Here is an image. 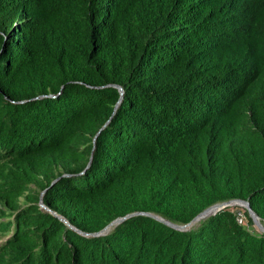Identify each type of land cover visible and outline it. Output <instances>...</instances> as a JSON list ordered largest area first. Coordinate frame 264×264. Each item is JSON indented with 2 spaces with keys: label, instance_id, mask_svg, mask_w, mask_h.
<instances>
[{
  "label": "trees",
  "instance_id": "obj_1",
  "mask_svg": "<svg viewBox=\"0 0 264 264\" xmlns=\"http://www.w3.org/2000/svg\"><path fill=\"white\" fill-rule=\"evenodd\" d=\"M45 189L89 233L264 223V0H0V264H264L240 206L85 236Z\"/></svg>",
  "mask_w": 264,
  "mask_h": 264
},
{
  "label": "water",
  "instance_id": "obj_2",
  "mask_svg": "<svg viewBox=\"0 0 264 264\" xmlns=\"http://www.w3.org/2000/svg\"><path fill=\"white\" fill-rule=\"evenodd\" d=\"M112 86H116L120 89L121 91V95L123 96L124 94V90L122 88V86L117 85V84H111ZM122 96L120 98V100L118 101V103L115 106V110L113 112V115L115 114V112L117 111L121 100H122ZM110 120H108V122L101 128L104 129L106 127V125L109 123ZM101 130L97 133L96 137L99 135V133L101 132ZM95 137V139H96ZM91 164V160L88 164V167ZM67 175V174H66ZM58 180V178H56L52 184H54L56 181ZM47 191V189H45L41 196H40V201H39V205L42 209H44L45 211H49L52 214H54L55 216L59 217L62 221H64L69 227L75 229L76 231H78L79 233L85 235V236H99V235H105L108 234L110 231H112L117 225H119L120 223L124 222L125 220L136 216V215H147V216H151L155 219H158L159 221L175 228L178 230H182V231H187L192 229V227L198 225L201 221L207 219L208 217L215 215L217 212H219L220 210L226 208V207H233V206H242L244 207L248 212L249 215L251 216V218L253 219V222L255 224V226L257 227V229L264 233V223L261 219V217L259 216V214L252 208L250 201L246 200V199H241V198H234V199H230V200H226V201H220V202H216L210 206H208L207 208H205L203 211H201L199 214H197L190 222L187 223H183V224H179L176 222H173L169 219L164 218L161 215H158L156 213L153 212H149V211H134L131 213L126 214L125 216H120L117 217L116 219H114L113 221H111L108 225H106L102 230L98 231V232H94V233H89V232H85L79 228H77L76 226H74L73 224L70 223V221L63 215L57 213L55 210L51 209L50 207H48L45 203H44V194Z\"/></svg>",
  "mask_w": 264,
  "mask_h": 264
},
{
  "label": "rangeland",
  "instance_id": "obj_3",
  "mask_svg": "<svg viewBox=\"0 0 264 264\" xmlns=\"http://www.w3.org/2000/svg\"><path fill=\"white\" fill-rule=\"evenodd\" d=\"M240 208H242L241 209L242 212L244 211L243 209H245L242 206H240ZM8 219H10V217H5L3 219L1 218L0 221H3V220L7 221ZM11 233H12V231L11 232L10 231L9 232H0V245L6 241V239L11 235Z\"/></svg>",
  "mask_w": 264,
  "mask_h": 264
},
{
  "label": "built area",
  "instance_id": "obj_4",
  "mask_svg": "<svg viewBox=\"0 0 264 264\" xmlns=\"http://www.w3.org/2000/svg\"><path fill=\"white\" fill-rule=\"evenodd\" d=\"M238 221L240 223H243L245 221V215L243 213H240L238 216Z\"/></svg>",
  "mask_w": 264,
  "mask_h": 264
}]
</instances>
